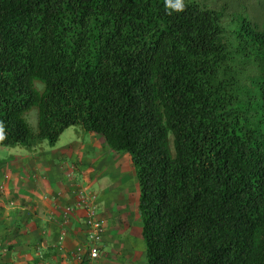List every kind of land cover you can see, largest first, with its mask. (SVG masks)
Here are the masks:
<instances>
[{
	"label": "trees",
	"instance_id": "16d2710c",
	"mask_svg": "<svg viewBox=\"0 0 264 264\" xmlns=\"http://www.w3.org/2000/svg\"><path fill=\"white\" fill-rule=\"evenodd\" d=\"M210 1L0 0V146L128 153L147 264H264V19Z\"/></svg>",
	"mask_w": 264,
	"mask_h": 264
},
{
	"label": "crops",
	"instance_id": "0c3cea01",
	"mask_svg": "<svg viewBox=\"0 0 264 264\" xmlns=\"http://www.w3.org/2000/svg\"><path fill=\"white\" fill-rule=\"evenodd\" d=\"M139 201L131 156L80 126L54 146L2 149L0 264H147ZM91 210L103 224L95 261Z\"/></svg>",
	"mask_w": 264,
	"mask_h": 264
},
{
	"label": "rangeland",
	"instance_id": "374dc122",
	"mask_svg": "<svg viewBox=\"0 0 264 264\" xmlns=\"http://www.w3.org/2000/svg\"><path fill=\"white\" fill-rule=\"evenodd\" d=\"M232 5L230 7L234 6L237 7L240 5V7L237 9V15L240 13L249 14L252 18L255 20L261 21L264 19V0H231ZM202 4H206L207 6L212 7V3L210 0H201ZM238 17V16H237ZM39 89H43V85L41 83H37L36 85ZM27 119L31 126L36 129L38 126V110L35 108L31 112L27 114ZM44 144H47L50 146L49 143L45 142L41 144L37 150H40L43 148ZM2 149H12L10 147H1L0 151ZM5 151V150H3Z\"/></svg>",
	"mask_w": 264,
	"mask_h": 264
},
{
	"label": "built area",
	"instance_id": "2783aa9c",
	"mask_svg": "<svg viewBox=\"0 0 264 264\" xmlns=\"http://www.w3.org/2000/svg\"><path fill=\"white\" fill-rule=\"evenodd\" d=\"M88 225L91 229V232L89 233V240L93 245L90 250V259L95 261L100 257L97 244L102 242L103 239V224L98 220L94 210H91L90 217L88 219ZM79 258L82 259V257Z\"/></svg>",
	"mask_w": 264,
	"mask_h": 264
},
{
	"label": "clouds",
	"instance_id": "9594fccd",
	"mask_svg": "<svg viewBox=\"0 0 264 264\" xmlns=\"http://www.w3.org/2000/svg\"><path fill=\"white\" fill-rule=\"evenodd\" d=\"M165 7L168 10V14L182 13L186 9V0H165ZM4 125L0 122V139L4 138Z\"/></svg>",
	"mask_w": 264,
	"mask_h": 264
}]
</instances>
